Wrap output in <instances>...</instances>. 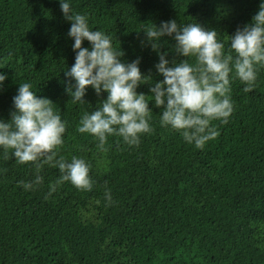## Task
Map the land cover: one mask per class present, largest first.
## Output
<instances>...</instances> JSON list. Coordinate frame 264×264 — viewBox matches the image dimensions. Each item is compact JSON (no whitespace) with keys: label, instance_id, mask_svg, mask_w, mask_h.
<instances>
[{"label":"trees","instance_id":"trees-1","mask_svg":"<svg viewBox=\"0 0 264 264\" xmlns=\"http://www.w3.org/2000/svg\"><path fill=\"white\" fill-rule=\"evenodd\" d=\"M259 0H71L87 14L93 30L110 34L128 61L140 57L141 72L162 79L156 53L141 47L143 28L161 20L198 22L224 41L258 10ZM70 22L58 0H0V118L8 120L12 96L28 82L51 99L67 121L60 155L85 158L94 181L90 192L63 182L49 191L60 173L45 165L43 182L25 190L35 170L0 151V264H264V67L256 87L243 91L231 82L233 112L228 122L212 121L218 134L203 149L187 144L159 123L149 84L153 132L138 146L108 137L105 150L76 131L89 105L73 104L64 92L63 71L74 62ZM167 41L162 51L179 60ZM82 46L87 47L84 41ZM191 62V61H189ZM89 89L85 100L95 109ZM105 189L112 202L105 204Z\"/></svg>","mask_w":264,"mask_h":264},{"label":"clouds","instance_id":"clouds-1","mask_svg":"<svg viewBox=\"0 0 264 264\" xmlns=\"http://www.w3.org/2000/svg\"><path fill=\"white\" fill-rule=\"evenodd\" d=\"M63 18L70 22L67 36L73 41L74 62L63 71L64 92L73 104L89 105L79 119L76 131L91 135L97 148L105 150L108 137L119 136L128 146H138L141 136L151 134L153 112L147 94L138 92L140 85L149 84L153 108H159V123L175 130L187 144L203 149L216 138L218 131L212 121L227 123L233 112L231 82L238 79L249 92L256 87L259 68L264 67V0L242 27L237 26L225 43L213 28L200 23L178 24L175 19L161 20L144 27L140 46L156 53L153 65L162 79L141 72L140 57L122 59L125 52L115 47L110 34L89 25L87 14L74 12L71 0H58ZM84 41L88 46L84 47ZM167 41H174L177 57L168 59L170 50L162 51ZM191 61V62H189ZM6 73H0V91ZM31 83H19L12 96L9 119L0 118V151L9 158V151L18 164H30L35 170L32 181H18L25 190L43 182L39 174L45 165L56 167V185L67 181L78 191L90 192L94 181L90 163L83 157L60 155L67 121L54 109L51 99L37 95ZM89 89L97 97L96 107L85 100ZM105 204L112 202L105 189Z\"/></svg>","mask_w":264,"mask_h":264}]
</instances>
